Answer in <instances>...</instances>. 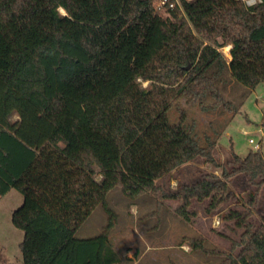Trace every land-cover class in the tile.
<instances>
[{
    "label": "trees",
    "instance_id": "obj_1",
    "mask_svg": "<svg viewBox=\"0 0 264 264\" xmlns=\"http://www.w3.org/2000/svg\"><path fill=\"white\" fill-rule=\"evenodd\" d=\"M157 1L0 0V197L11 188L24 196L12 214L24 264H124L109 236L116 212L107 195L116 187L132 199H178L186 221L194 198H209L208 212L227 206L241 240L228 250L205 237L190 245L217 264H264V213L251 219L264 154L218 161L222 124L201 136L179 103L232 116L245 95L226 97L228 73L250 91L264 83V0H172L166 15ZM199 156L222 173L175 191L158 183ZM241 173L257 189L239 197L231 179ZM99 205L109 224L79 237Z\"/></svg>",
    "mask_w": 264,
    "mask_h": 264
},
{
    "label": "rangeland",
    "instance_id": "obj_2",
    "mask_svg": "<svg viewBox=\"0 0 264 264\" xmlns=\"http://www.w3.org/2000/svg\"><path fill=\"white\" fill-rule=\"evenodd\" d=\"M175 2L180 3L179 0ZM247 2L254 3L252 0ZM157 3L158 1L154 4L156 10ZM167 9L168 7H163L158 11L166 15ZM226 46L221 50L230 60L232 56L230 50L228 55ZM228 76L230 81L225 87L226 97L240 99L245 95L240 110L232 116L220 109L206 111L200 105H189L184 99L179 102L187 111L188 120L196 123L201 136L207 132L213 134L214 127L222 124L214 155L223 163L232 159L233 151L245 156L252 149H260L264 154V83H260L250 91L240 82H234L229 73ZM149 84L148 80L142 81L143 87ZM169 117L171 121L178 119V112L174 107L170 109ZM18 118L16 114L12 117L13 120ZM250 139L253 141L250 142ZM208 173L220 175L222 170L217 169L205 157L199 156L173 170L167 177L159 179L158 183L167 191H175L185 183L195 182ZM100 178L101 175L98 174L97 179ZM231 185L239 197L257 189L246 173L234 176ZM23 199V194L15 188H11L0 197V264H24L20 249L24 232L12 222V214L23 203ZM107 200L109 206L116 212L113 226L109 229L110 238L136 249L146 243L154 244V256L161 263L168 264L173 257L178 264H217L218 257H211L193 249L190 245L193 237H205L211 247L228 250L233 241L241 240L244 231L243 228L235 225L234 220H227L224 217L228 210L227 206L223 205L217 211L208 212L209 198L203 201L196 198L192 200L190 209L196 214L189 221L178 214V199H162L152 192L132 199L126 196L120 187H116L108 193ZM231 206L236 207V204L232 203ZM263 213L264 187L259 190L252 221L256 224L260 223ZM109 222L110 214L99 205L78 230L77 235L82 238L97 235L103 232Z\"/></svg>",
    "mask_w": 264,
    "mask_h": 264
},
{
    "label": "crops",
    "instance_id": "obj_3",
    "mask_svg": "<svg viewBox=\"0 0 264 264\" xmlns=\"http://www.w3.org/2000/svg\"><path fill=\"white\" fill-rule=\"evenodd\" d=\"M114 245L124 264H167L161 263L154 256V244L146 243L137 249L117 242ZM168 264H178V261L171 257Z\"/></svg>",
    "mask_w": 264,
    "mask_h": 264
},
{
    "label": "built area",
    "instance_id": "obj_4",
    "mask_svg": "<svg viewBox=\"0 0 264 264\" xmlns=\"http://www.w3.org/2000/svg\"><path fill=\"white\" fill-rule=\"evenodd\" d=\"M255 2V0H252ZM174 7L175 6V2L172 0H159L157 3V10H161L163 7ZM253 140L250 139V142H252Z\"/></svg>",
    "mask_w": 264,
    "mask_h": 264
},
{
    "label": "bare ground",
    "instance_id": "obj_5",
    "mask_svg": "<svg viewBox=\"0 0 264 264\" xmlns=\"http://www.w3.org/2000/svg\"><path fill=\"white\" fill-rule=\"evenodd\" d=\"M61 11L65 12V10L63 8H61ZM230 47H231V45H227L225 48V50L228 51V55H230V53H229Z\"/></svg>",
    "mask_w": 264,
    "mask_h": 264
}]
</instances>
